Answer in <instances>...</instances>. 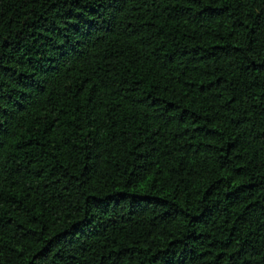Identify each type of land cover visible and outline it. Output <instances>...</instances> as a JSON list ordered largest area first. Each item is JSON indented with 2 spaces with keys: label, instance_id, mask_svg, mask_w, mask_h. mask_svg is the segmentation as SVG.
<instances>
[{
  "label": "trees",
  "instance_id": "obj_1",
  "mask_svg": "<svg viewBox=\"0 0 264 264\" xmlns=\"http://www.w3.org/2000/svg\"><path fill=\"white\" fill-rule=\"evenodd\" d=\"M0 264H264V0H0Z\"/></svg>",
  "mask_w": 264,
  "mask_h": 264
}]
</instances>
